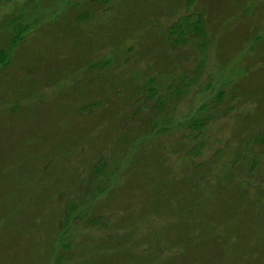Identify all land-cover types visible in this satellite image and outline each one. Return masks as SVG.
Instances as JSON below:
<instances>
[{
  "label": "rangeland",
  "instance_id": "374dc122",
  "mask_svg": "<svg viewBox=\"0 0 264 264\" xmlns=\"http://www.w3.org/2000/svg\"><path fill=\"white\" fill-rule=\"evenodd\" d=\"M0 55V264H264V0H0Z\"/></svg>",
  "mask_w": 264,
  "mask_h": 264
},
{
  "label": "trees",
  "instance_id": "16d2710c",
  "mask_svg": "<svg viewBox=\"0 0 264 264\" xmlns=\"http://www.w3.org/2000/svg\"><path fill=\"white\" fill-rule=\"evenodd\" d=\"M18 26L19 25H14V27H13V30H16V32L15 31H13L14 32V35H12V37H11V39H10V44H9V46H8V49L10 48V46H12V45H14L15 43L14 42H16L17 40H20L21 39V36H22V33H23V29H20V28H18ZM26 26H29V24L28 25H26ZM25 26V27H26ZM1 56V55H0ZM245 74L243 73L242 74V76H244ZM241 76V77H242ZM240 78V77H239ZM239 78H235V77H228V82H227V84H232V83H237V81L239 80Z\"/></svg>",
  "mask_w": 264,
  "mask_h": 264
}]
</instances>
